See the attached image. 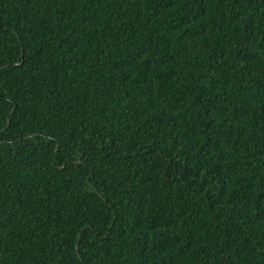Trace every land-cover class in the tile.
<instances>
[{
    "label": "trees",
    "instance_id": "trees-1",
    "mask_svg": "<svg viewBox=\"0 0 264 264\" xmlns=\"http://www.w3.org/2000/svg\"><path fill=\"white\" fill-rule=\"evenodd\" d=\"M0 264H264V0H0Z\"/></svg>",
    "mask_w": 264,
    "mask_h": 264
}]
</instances>
